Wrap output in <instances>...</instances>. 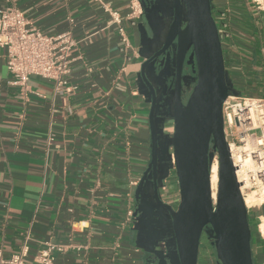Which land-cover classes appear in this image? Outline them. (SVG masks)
Listing matches in <instances>:
<instances>
[{"label": "crops", "instance_id": "0c3cea01", "mask_svg": "<svg viewBox=\"0 0 264 264\" xmlns=\"http://www.w3.org/2000/svg\"><path fill=\"white\" fill-rule=\"evenodd\" d=\"M8 1L47 35L71 31L75 46L69 93L38 77L29 81L31 92L22 93L11 84L0 48L1 259L26 244L25 261L34 264L50 243L53 264H177L168 216L138 211L135 199L151 151V101L141 66L164 42L171 0H149L134 26L123 21L130 43L124 51L104 8L124 18L126 0ZM225 1L211 0L212 13ZM230 2L232 38L222 45L227 76L236 95L264 98V12L244 0ZM6 3L0 0V9ZM152 71L145 70L151 83ZM157 100L159 117L166 100ZM171 133L172 122L165 119L162 134ZM168 155L170 147L161 154L158 189L162 201L175 207L179 191ZM157 237L168 246L163 254L152 246ZM251 250L253 261L262 264L260 238L251 239ZM213 251L208 244L201 264H217Z\"/></svg>", "mask_w": 264, "mask_h": 264}, {"label": "water", "instance_id": "95a60500", "mask_svg": "<svg viewBox=\"0 0 264 264\" xmlns=\"http://www.w3.org/2000/svg\"><path fill=\"white\" fill-rule=\"evenodd\" d=\"M171 2L173 15L161 53L176 45L175 88L173 96L165 98L159 117L156 93L145 75V66L150 61L141 66V77L151 101L148 115L151 151L146 171L135 190L138 211H151L152 217L162 212L168 216L177 264H197L203 237L213 247L217 264H254L249 214L235 176L222 117L223 103L230 93H236L225 70L211 0ZM184 63L191 70L189 83L185 82L187 77L183 80L181 77ZM165 119L172 122L170 135L162 134ZM169 147L172 156L167 157L168 168L175 171L179 191L175 207L162 201L158 189L162 187L159 161ZM214 153L218 165L215 200L210 179ZM154 240L157 241L152 246L163 254L167 244L160 237ZM160 243L164 250L159 249Z\"/></svg>", "mask_w": 264, "mask_h": 264}, {"label": "built area", "instance_id": "2783aa9c", "mask_svg": "<svg viewBox=\"0 0 264 264\" xmlns=\"http://www.w3.org/2000/svg\"><path fill=\"white\" fill-rule=\"evenodd\" d=\"M126 1L129 12L124 18L117 11L104 8L111 23L116 26L123 51L130 48L123 21L134 26L143 11L140 0ZM244 1L256 11L264 12V0ZM230 8L231 2L226 0L217 13H212L222 45L230 42L232 38ZM74 46L71 31L54 36L47 35L33 27L8 0L0 9V48L6 52V68L11 75V84L18 87L22 93L31 92L29 81L32 77L53 82L56 92H71L72 89L66 86V77L70 73L71 50ZM222 117L235 176L250 215L255 208L264 206L263 203L258 207L248 208L245 203L250 193H259L264 187V98L243 97L230 93L223 103ZM213 160L217 163L216 153ZM132 215V211H129L128 216ZM25 238L29 239L28 236ZM159 245V249L164 250L162 243ZM54 248L52 244L45 243L44 248L35 257L34 264H53ZM28 251V246L24 244L21 252L7 261L2 260L0 255V264H31L25 261Z\"/></svg>", "mask_w": 264, "mask_h": 264}, {"label": "flooded vegetation", "instance_id": "af4514ba", "mask_svg": "<svg viewBox=\"0 0 264 264\" xmlns=\"http://www.w3.org/2000/svg\"><path fill=\"white\" fill-rule=\"evenodd\" d=\"M140 2L143 4V11L142 16L145 14V6L150 5L149 0H140ZM141 16V17H142ZM171 23L167 26V33L164 39L163 44L154 52L151 54V56L146 60L150 61L146 66L145 70L148 68H153L152 76L154 80L152 81V86L155 90L156 97H163V98H171L173 96V91L175 88V78H176V45L173 44L165 50V52L161 53L165 40L169 31V26ZM161 53V54H159ZM158 55V56H157ZM187 59V58H186ZM185 59V62H186ZM191 73L190 68L184 63L183 69L181 73L182 80ZM146 86V85H145ZM147 88V87H146ZM148 90V89H147ZM186 89H182V99L183 101L186 99ZM149 92V91H148ZM185 92V94H184ZM205 238V237H203Z\"/></svg>", "mask_w": 264, "mask_h": 264}, {"label": "bare ground", "instance_id": "6f19581e", "mask_svg": "<svg viewBox=\"0 0 264 264\" xmlns=\"http://www.w3.org/2000/svg\"><path fill=\"white\" fill-rule=\"evenodd\" d=\"M217 163L216 161L211 165L210 169V179H211V191H212V198L215 200L216 197V189H217ZM248 208L258 207L264 203V187L261 188L259 193L253 192L248 195L245 201ZM259 233L264 237V217L260 218L259 225H258Z\"/></svg>", "mask_w": 264, "mask_h": 264}, {"label": "rangeland", "instance_id": "374dc122", "mask_svg": "<svg viewBox=\"0 0 264 264\" xmlns=\"http://www.w3.org/2000/svg\"><path fill=\"white\" fill-rule=\"evenodd\" d=\"M214 156V155H213ZM214 163V160H212ZM264 208V206L262 207ZM257 210V208H255L254 210L251 211L250 215L255 212ZM262 213H264V210L262 211ZM259 220L260 219H255L254 217L251 216V225H252V229H253V233H254V236L253 238L256 239L257 237L260 238L263 242V245H264V237L258 232V224H259ZM206 238H202L201 239V242H200V246H199V252H198V261H197V264H201V261L204 257V250L206 249V247H208V244H209V241L206 242ZM214 252V251H213ZM215 255V253H213ZM263 260V263L264 264V252L261 256V258L259 259V261H262ZM254 264H258V261L257 260H254Z\"/></svg>", "mask_w": 264, "mask_h": 264}, {"label": "trees", "instance_id": "16d2710c", "mask_svg": "<svg viewBox=\"0 0 264 264\" xmlns=\"http://www.w3.org/2000/svg\"><path fill=\"white\" fill-rule=\"evenodd\" d=\"M222 49H223V46H222ZM253 215L259 217V216H264V213H262V211H259V212H256V211H255V212H253ZM249 224H250V228H251L252 239H254V238H253L254 233H253V229H252V225H251V217L249 218ZM258 225H259V224H258ZM206 242H207V240H206ZM204 252H205V250H204ZM253 263H254V261H253Z\"/></svg>", "mask_w": 264, "mask_h": 264}]
</instances>
